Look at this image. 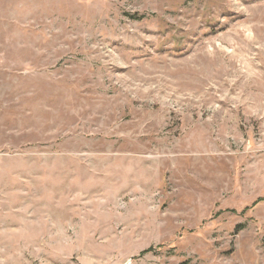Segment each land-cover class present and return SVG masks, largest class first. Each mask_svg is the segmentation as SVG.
Returning a JSON list of instances; mask_svg holds the SVG:
<instances>
[{
  "label": "rangeland",
  "instance_id": "1",
  "mask_svg": "<svg viewBox=\"0 0 264 264\" xmlns=\"http://www.w3.org/2000/svg\"><path fill=\"white\" fill-rule=\"evenodd\" d=\"M0 264H264V0H0Z\"/></svg>",
  "mask_w": 264,
  "mask_h": 264
}]
</instances>
